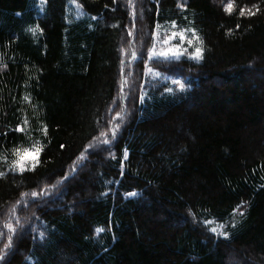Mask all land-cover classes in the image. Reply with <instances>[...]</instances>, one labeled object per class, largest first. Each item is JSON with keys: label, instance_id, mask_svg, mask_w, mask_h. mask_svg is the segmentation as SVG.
Listing matches in <instances>:
<instances>
[{"label": "trees", "instance_id": "1", "mask_svg": "<svg viewBox=\"0 0 264 264\" xmlns=\"http://www.w3.org/2000/svg\"><path fill=\"white\" fill-rule=\"evenodd\" d=\"M227 3L0 0V264H264V0Z\"/></svg>", "mask_w": 264, "mask_h": 264}, {"label": "snow or ice", "instance_id": "2", "mask_svg": "<svg viewBox=\"0 0 264 264\" xmlns=\"http://www.w3.org/2000/svg\"><path fill=\"white\" fill-rule=\"evenodd\" d=\"M253 7H256L253 5ZM234 4L233 0H228V3L224 6V10L228 13L231 14L233 12ZM259 9H257L258 11ZM239 15L241 17L248 15L252 16L255 15V12H253L251 9L247 7H241L239 9ZM159 28V25H157ZM173 27H176L175 22H173ZM239 27V25H237ZM191 32L192 33V38L187 37V33ZM172 39H178L180 41V44L175 45L174 47H169L167 50L161 51L159 53H155L153 50H150V55H158L161 57H169V54H171V57L179 59L180 56L187 51V49L183 48V42L187 41L188 45H193V40L197 42V46H195L193 53L191 54L190 58L195 59V60H200L203 58V48L200 47L199 45L203 43V41L200 39L199 36L196 35V32L194 29H181L180 31H173L171 33V36L166 37L162 43L168 44L170 40ZM154 48V46H153ZM183 88V86H181ZM170 91V90H169ZM17 131H23V129H17ZM44 134L47 135V128L45 127L43 129ZM115 135V133H113ZM105 144L108 143V141H104ZM63 148L64 146L61 145ZM13 156L14 159L11 161L10 168L12 171H18L20 173H24L25 171L28 170H35L37 164H39V156L41 152L43 151V145L40 144L39 141L31 144L29 147H16L13 150ZM6 160L7 158L4 157ZM4 176L3 172H0V177ZM37 193L33 192L32 196H36ZM128 195L135 196L137 195L136 193H129ZM206 224H210V221H205ZM5 227L8 229L9 232H14L15 229L12 224L6 223ZM212 233H216L217 229L216 228H210L209 229ZM97 231H102V229H98ZM220 235H223L225 239H228V233L227 232H222ZM12 244V237L8 238V243L5 244V248H10ZM0 259H3L2 256H0Z\"/></svg>", "mask_w": 264, "mask_h": 264}, {"label": "rangeland", "instance_id": "3", "mask_svg": "<svg viewBox=\"0 0 264 264\" xmlns=\"http://www.w3.org/2000/svg\"><path fill=\"white\" fill-rule=\"evenodd\" d=\"M185 42H186V41L183 42V45L185 44ZM183 45H182V46H183ZM152 50L155 52V51H156V47H154ZM153 56H154V55H150V57H153ZM234 259H235V260H234ZM234 259L232 260L233 262H237V263L240 262V258H234Z\"/></svg>", "mask_w": 264, "mask_h": 264}, {"label": "bare ground", "instance_id": "4", "mask_svg": "<svg viewBox=\"0 0 264 264\" xmlns=\"http://www.w3.org/2000/svg\"><path fill=\"white\" fill-rule=\"evenodd\" d=\"M129 81V80H128ZM129 92V91H128ZM131 92V91H130ZM127 102V101H126ZM121 103V102H120ZM129 110V109H128ZM121 111V110H120ZM124 111V110H123Z\"/></svg>", "mask_w": 264, "mask_h": 264}]
</instances>
